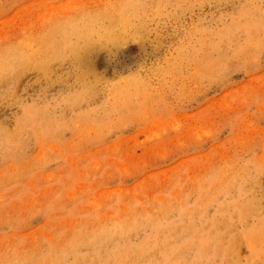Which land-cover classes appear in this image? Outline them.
Returning <instances> with one entry per match:
<instances>
[{"label":"rangeland","instance_id":"obj_1","mask_svg":"<svg viewBox=\"0 0 264 264\" xmlns=\"http://www.w3.org/2000/svg\"><path fill=\"white\" fill-rule=\"evenodd\" d=\"M113 1L0 0V39ZM86 47L49 80L32 70L1 88L30 104L63 96L80 72L100 84L79 111H118L32 140L19 159L0 155V256L59 241L76 221L193 199L211 174L264 162V0H162L120 40ZM7 99L0 123L12 131L21 110Z\"/></svg>","mask_w":264,"mask_h":264},{"label":"bare ground","instance_id":"obj_2","mask_svg":"<svg viewBox=\"0 0 264 264\" xmlns=\"http://www.w3.org/2000/svg\"><path fill=\"white\" fill-rule=\"evenodd\" d=\"M160 1L104 2L57 16L29 35L0 39V99H13L21 110L12 131L0 123L1 157L19 159L24 149L18 148L69 129L71 122L106 124L108 114L118 108L102 114L79 111L81 104L98 94L100 84L97 78L88 82L80 72L63 96L30 104L14 89L1 88L32 70L49 80L51 72L68 60L79 64L86 46L120 40L134 18ZM63 77L66 81L69 74ZM112 92L118 97L122 89ZM226 170L208 176L193 192V199L137 205L98 221H76L68 226L65 238L40 243L27 252L2 254L0 264H264V214L253 193L263 183L264 162L250 161Z\"/></svg>","mask_w":264,"mask_h":264}]
</instances>
